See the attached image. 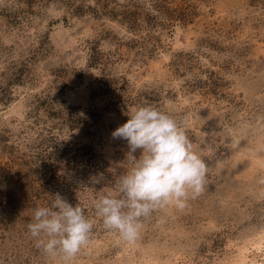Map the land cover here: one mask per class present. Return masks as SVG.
Here are the masks:
<instances>
[{"label":"rangeland","instance_id":"374dc122","mask_svg":"<svg viewBox=\"0 0 264 264\" xmlns=\"http://www.w3.org/2000/svg\"><path fill=\"white\" fill-rule=\"evenodd\" d=\"M140 106L207 168L129 243L94 205L120 196L129 148L112 132ZM56 194L93 224L70 264L239 262L264 234V0H0V264H65L28 230Z\"/></svg>","mask_w":264,"mask_h":264},{"label":"clouds","instance_id":"9594fccd","mask_svg":"<svg viewBox=\"0 0 264 264\" xmlns=\"http://www.w3.org/2000/svg\"><path fill=\"white\" fill-rule=\"evenodd\" d=\"M125 115L129 119L112 132V137L127 141L130 168L117 181L120 196H102L94 207L105 229L133 243L141 218L169 204L182 209L190 193L194 197L201 192L207 167L169 114L140 106L128 109ZM138 149L142 150L139 159L133 155ZM33 211L28 230L37 248L70 264L89 243L93 229L83 209L56 194L50 206Z\"/></svg>","mask_w":264,"mask_h":264},{"label":"bare ground","instance_id":"6f19581e","mask_svg":"<svg viewBox=\"0 0 264 264\" xmlns=\"http://www.w3.org/2000/svg\"><path fill=\"white\" fill-rule=\"evenodd\" d=\"M259 237V236H258ZM256 240V239H255ZM254 240V241H255ZM252 242L251 244H252V246L251 247H253L254 249H256V250H258L259 252H262L261 253V256L263 257V259H260L259 261L258 260H254L255 258H251L250 257V248L251 247H247V248H245V251L243 252V254H239L241 257V259H240V261L239 262H237L238 264H264V234H262L259 238H258V241L256 240L255 242ZM249 245V244H248ZM246 247V246H245ZM244 248V247H243ZM242 250V249H241ZM237 256V255H236ZM234 263H235V261H234ZM237 263H235V264H237Z\"/></svg>","mask_w":264,"mask_h":264}]
</instances>
